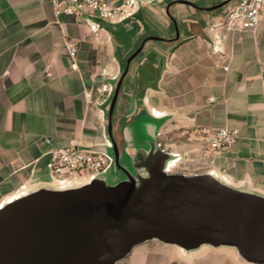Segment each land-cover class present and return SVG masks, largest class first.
Segmentation results:
<instances>
[{"label": "crops", "instance_id": "1", "mask_svg": "<svg viewBox=\"0 0 264 264\" xmlns=\"http://www.w3.org/2000/svg\"><path fill=\"white\" fill-rule=\"evenodd\" d=\"M171 1L150 0L130 21L109 27V21L56 17L49 0H0V204L47 176V152L106 143L112 80L144 38L176 36L166 12ZM192 1L201 9L171 8L179 40L151 41L131 63L119 111L145 89L146 107L171 116L164 127L178 122L191 167L264 192V16L254 31L212 28L228 5L214 7L225 0ZM70 40L79 45L75 59ZM222 127L239 130V141L213 161L202 160L199 131ZM145 246L127 264H214Z\"/></svg>", "mask_w": 264, "mask_h": 264}, {"label": "water", "instance_id": "2", "mask_svg": "<svg viewBox=\"0 0 264 264\" xmlns=\"http://www.w3.org/2000/svg\"><path fill=\"white\" fill-rule=\"evenodd\" d=\"M176 4L201 9L192 0L167 5L176 36L142 40L112 80L104 105L106 143L83 147L107 155L111 165L95 177L69 183L42 175L33 187L1 203L0 264H119L149 242L185 256L230 249L242 264H264V192L213 170L176 172L172 164L180 156L159 142L171 116L146 107L145 89L134 91L131 103L119 111L123 82L147 43L179 40L171 14ZM135 13L108 25L128 22ZM89 19L95 25L103 21Z\"/></svg>", "mask_w": 264, "mask_h": 264}, {"label": "built area", "instance_id": "3", "mask_svg": "<svg viewBox=\"0 0 264 264\" xmlns=\"http://www.w3.org/2000/svg\"><path fill=\"white\" fill-rule=\"evenodd\" d=\"M56 17L77 16L91 25L89 17L116 22L131 15L141 4L150 0H49ZM264 16V0H234L228 5L221 22L212 28H224L242 33L255 30ZM93 27V26H92ZM69 53L76 58L79 52L77 41L68 42ZM228 70V67H224ZM203 140L200 156L202 160L213 161L219 154L231 149L239 141V130L229 127L200 130ZM45 171L49 178L58 183L92 178L106 171L111 159L82 146L70 144L46 153Z\"/></svg>", "mask_w": 264, "mask_h": 264}, {"label": "rangeland", "instance_id": "4", "mask_svg": "<svg viewBox=\"0 0 264 264\" xmlns=\"http://www.w3.org/2000/svg\"><path fill=\"white\" fill-rule=\"evenodd\" d=\"M174 128L164 127L162 129L159 142L163 148L167 151L177 153L180 155L181 161L177 163L176 168L174 169L176 172H184V173H196L200 172L197 171L195 168L191 167L188 163V159L185 160L184 155L185 151L181 150L182 142H185V134L182 132V129L178 126V122L173 121ZM145 247H149L155 249L157 254L162 256L172 257L173 259H185L188 260H197L203 259L202 262H211L214 264H242L235 253L230 249H220V250H212V249H205L202 252L194 255L185 256L182 253L178 252L175 248L170 246H165L158 242H149L144 244ZM142 246V245H141ZM140 247V246H139ZM137 247L134 249L133 253L124 261L120 262L119 264H127L137 256L139 249ZM184 261V260H181ZM201 262V261H200Z\"/></svg>", "mask_w": 264, "mask_h": 264}, {"label": "bare ground", "instance_id": "5", "mask_svg": "<svg viewBox=\"0 0 264 264\" xmlns=\"http://www.w3.org/2000/svg\"><path fill=\"white\" fill-rule=\"evenodd\" d=\"M159 114V113H158ZM177 154V153H175ZM178 156H180L179 154H177ZM181 161V159H178L177 161H175L173 164H172V168L175 169L176 168V165L177 163H179Z\"/></svg>", "mask_w": 264, "mask_h": 264}]
</instances>
